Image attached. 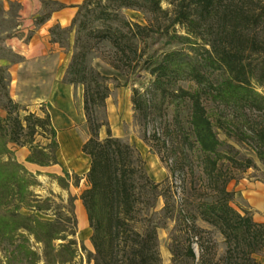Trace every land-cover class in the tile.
I'll return each instance as SVG.
<instances>
[{"label":"trees","instance_id":"1","mask_svg":"<svg viewBox=\"0 0 264 264\" xmlns=\"http://www.w3.org/2000/svg\"><path fill=\"white\" fill-rule=\"evenodd\" d=\"M76 6L70 25L63 28L67 36L73 28L76 32L63 81L83 85L89 137L81 150L91 162L89 187L80 197L93 229L89 259L94 264H159L157 229L169 219L175 222L171 245H188L193 257L192 245H204L202 233L207 232L196 224L200 217L224 235L227 259L238 252L243 264H262L254 255L263 251L264 224L254 221L247 209H236L234 192L228 189L233 167L248 168L254 162L235 158L233 147L219 133L248 142L264 163V0H82ZM122 8L143 10L151 18L147 24L131 21ZM88 11L96 13L94 20L102 26L97 29L100 38L111 43L116 54L122 53L108 63L118 70L131 67L134 80L140 81L143 72L150 75L143 88H133L131 101L141 139L169 171L161 181L148 175L133 144L112 134L106 110L109 77L88 63L87 52L80 48ZM154 33L181 47L150 53L132 65L133 57L141 55L140 43ZM169 107L174 112L170 123L164 118ZM44 113L34 119L50 126V155L31 145L26 160L44 164L48 157L58 163L57 129L49 112ZM10 116L8 111L7 119ZM5 119L0 116V188L14 195L21 193L19 185L25 186L26 168L14 158H2L10 141ZM102 126L104 138L99 137ZM161 198L163 204L157 208ZM75 199L68 200L73 216ZM15 217L37 226L58 223L0 209V224ZM47 232V238L38 240L64 238L60 230Z\"/></svg>","mask_w":264,"mask_h":264},{"label":"rangeland","instance_id":"2","mask_svg":"<svg viewBox=\"0 0 264 264\" xmlns=\"http://www.w3.org/2000/svg\"><path fill=\"white\" fill-rule=\"evenodd\" d=\"M81 1L0 0V116L6 118L4 124L10 139L8 143L9 151L3 153L2 158L5 160L14 158L26 168V172H24L25 186L19 185L22 190L20 194L16 192L12 195L9 193V188H0V209L10 210L15 215L18 213L33 214L43 220L52 221L56 219L58 222L55 226L50 224L37 226L33 221L15 217L14 220L1 223L0 264H94L93 260L89 259V253L94 251L90 240L93 229L89 224L87 212L80 197L81 193L89 187L87 172L91 162L90 157L81 150L82 144L89 137L86 118L74 126L63 129L56 128L58 163H53L50 158H46L42 154L39 157H45L44 164L27 161L26 157L30 153L31 145L50 155V147L48 146L50 143V126L46 123L39 124L34 117H44V111H48L54 125L53 116L44 102L27 105L13 100L9 90L11 76L8 72L9 65L21 58L9 44V38L13 35H17L21 39L24 38L30 34L28 25L31 20L38 19L35 24H39L40 21L45 22L52 13ZM27 6H30L31 11L26 9ZM85 13H87L89 23L87 24L88 28L81 33L80 48L87 52V62L109 77L110 94L106 100L110 102L115 114V118L111 121L107 111L112 134L133 144L144 159L148 175L154 181H161L169 175V171L165 162L160 160L159 155L153 152L149 145L141 139L140 127L135 119L131 101L133 88H143L150 75L143 72L142 75L144 76L140 81L134 80V77L130 74L131 67H124L121 71L109 64L108 62L115 59L116 55L120 56L122 53L117 52L116 54V48L108 41L100 38L97 29L102 26L98 20H94L96 13L89 11ZM121 13L125 18L140 24H147L149 18H151L149 13L139 9L122 8ZM33 15H35V20ZM51 28H54V32L53 34L50 33V37L52 40H56L54 48L64 52L58 70L64 68L66 70L74 51L75 28L68 36L66 30L59 24ZM21 29L23 30L22 34L19 32ZM25 40L27 39L25 38ZM145 41L141 42L138 48V54L141 55H133L132 65L135 64L136 59L141 62L150 53H159L181 47V44L168 41L157 33H154ZM128 54L131 56L130 52ZM8 111H11L9 119H7ZM173 114V109L169 107L164 114V118L170 123ZM27 115L33 116L25 121L24 117ZM101 115L98 112V116L102 117ZM251 121L252 119L249 120V122ZM19 122L22 124V129ZM27 125L29 126L27 127ZM151 127L152 124L150 123L148 128ZM105 136L106 128L102 126L99 130V137L104 138ZM80 137H83L85 141L82 142ZM219 137L225 139L233 147L234 157L239 161H242L243 157H249L254 162V165L248 168L235 165L232 170L233 178L228 183V189L234 192L232 205L241 211L236 201V185L242 178L257 180L264 178V163L261 162L248 142L227 138L223 132L219 133ZM152 155L157 157L160 165L165 170V173L159 178L152 177L146 167V159ZM175 186L179 191L180 185L178 182ZM13 187L14 190L19 191L16 185H13ZM70 196L76 198L74 216L68 209ZM162 204L163 199L161 198L158 201L157 208H160ZM39 206L42 209H36ZM174 223V220L169 219L166 224L157 229L156 249L159 264L244 263L241 254L238 252L235 253L232 260L226 258L228 247L225 245L224 235L219 229L200 217L196 219V224L207 230V232L202 233L204 245L195 243L192 245L194 250V256L192 257L188 252V245H171L172 237L175 234ZM21 225H27L29 229L21 227ZM54 230H60L59 233L64 238L55 239L51 242L38 240L37 237L47 238L46 231L49 234L50 231L53 232ZM70 239H74L75 242L71 243ZM60 245L65 246L60 247ZM72 251L74 255H72ZM173 251H175V255Z\"/></svg>","mask_w":264,"mask_h":264},{"label":"crops","instance_id":"3","mask_svg":"<svg viewBox=\"0 0 264 264\" xmlns=\"http://www.w3.org/2000/svg\"><path fill=\"white\" fill-rule=\"evenodd\" d=\"M78 4L63 7L52 13L45 22L42 21L39 24H35L37 21L34 19L35 14L33 15L35 21L31 20L28 25L29 35H24L22 39L13 35L8 39L14 51L21 56L8 67L11 76L9 82L11 97L17 103L27 105L44 102L52 116V101L64 99V105L70 106L71 109L64 114V124L61 126L55 123L53 117V126L58 129L74 126L85 119L83 85L63 81L66 70L64 68L59 71L58 67L64 52L54 48L56 42L51 41L49 32L50 28L56 24L62 28L68 27ZM26 9L31 11L30 6ZM19 32L22 34L23 30ZM106 107L109 120L112 121L115 114L108 100H106ZM80 140L85 141L83 137H80ZM236 186V201L239 208L247 209L254 221L264 224V178L261 180L242 178ZM255 257L264 264V247L263 251Z\"/></svg>","mask_w":264,"mask_h":264},{"label":"bare ground","instance_id":"4","mask_svg":"<svg viewBox=\"0 0 264 264\" xmlns=\"http://www.w3.org/2000/svg\"><path fill=\"white\" fill-rule=\"evenodd\" d=\"M64 99L52 101L51 110L53 113V117L55 119V123L59 126L63 125V116L70 108V106L64 105ZM146 167L149 173L154 178H159L165 173L164 168L160 165L156 156L152 155L147 157L146 159Z\"/></svg>","mask_w":264,"mask_h":264}]
</instances>
